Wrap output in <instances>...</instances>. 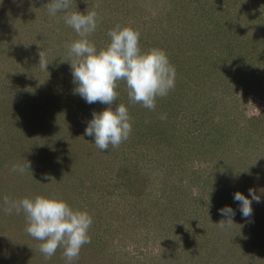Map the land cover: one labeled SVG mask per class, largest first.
Wrapping results in <instances>:
<instances>
[{
	"label": "rangeland",
	"instance_id": "1",
	"mask_svg": "<svg viewBox=\"0 0 264 264\" xmlns=\"http://www.w3.org/2000/svg\"><path fill=\"white\" fill-rule=\"evenodd\" d=\"M244 1L242 0L243 3ZM246 1V8L250 13L252 0ZM95 2L96 5L90 6L91 9L98 16L101 15L104 23L111 27L108 28L102 23L106 26L102 29L125 27L128 23L133 29L142 27L136 18L137 14H146L144 4L138 7L139 13L135 12L136 9H130L131 12L126 18L128 8L122 6L127 0ZM242 2L239 4L243 5ZM29 3L33 4V0H27L24 8ZM119 9V13H116ZM7 10L8 7L2 9L0 6V14H6ZM24 12L25 15L20 17L19 22L28 23L32 33L28 32L27 36L21 37L27 48L0 51V101L15 93L19 97L17 103L21 104L25 97L35 92L36 97L44 103L51 101L53 105H59L60 99L71 102L67 90H72L70 84L73 85L74 82L70 66L72 61L66 45L79 39V36L70 26L71 31L70 28L68 30L61 26L64 16L72 12V7L67 12H58L55 16L49 11L46 14H35L24 9ZM27 17L31 18L28 22ZM104 31L94 32L88 37L98 51L102 43L98 37L108 33L106 29ZM39 53L49 63L47 71L39 63ZM53 69L58 70V76L61 74V77L49 83L48 75ZM237 69V73L231 72L224 78L218 92L209 91L206 96H201L209 104L208 115L213 114L214 120L220 119L230 125L226 129L221 123L218 124V128L224 131L220 138L218 134L214 135V144L219 148L212 150L210 147L213 143H209L208 136L214 131L209 122L203 128L187 120L181 121L180 115L168 121V124L172 122L169 128H175L174 134L178 138V141L170 143L172 151L169 164L179 163V167L171 169L174 179L172 183L168 178L169 168H163L162 171L156 168L149 170L153 172L151 176L155 177L157 183H162L160 193L155 192L159 189L156 184L155 190L151 187L139 197L132 196L122 185H117L113 174L102 171L108 160L116 161V165L125 162L121 152L127 148L126 141L115 148L109 145L107 150L83 160L85 164L80 166L69 167L63 161L66 172L64 174L67 177L63 176L61 179H69L66 182L70 185L61 183L56 190L53 188L56 182L54 176L45 177L49 181L46 186L48 189L44 187L46 193L41 196L63 199L74 210L86 211L92 217L93 223L88 233L91 243L80 250V254L86 251L87 256H92V252H100L99 260L88 259L92 260V264H123L126 260H131L133 264H264V133L260 130V118L264 120V57L253 59L252 64L246 63L242 69ZM225 80L226 85L220 88ZM206 84L205 88L209 86ZM49 87L55 92L47 89ZM48 96L50 99L46 100ZM72 100L74 102L71 103L78 109H101L99 102L88 104L82 97V103ZM197 102L195 98L196 106L199 107L201 102ZM121 103H127L125 106L128 109L134 105L126 98ZM190 104L185 106L189 108L182 111L191 109ZM175 115L176 111L173 116ZM254 117H258V120L252 122ZM14 132V127L7 125L4 116L0 114V152L5 151L9 155L7 161H13L20 156L17 147L21 146L15 142ZM140 133L142 131L135 129V133L131 132L129 138L133 136L131 141H135L134 135ZM222 145L232 147L229 153L224 150L226 155ZM166 155L167 152L161 153L146 164L157 167V163L161 162L166 165L169 159ZM143 166L144 164L139 167ZM9 175L15 187L17 176ZM206 177L209 179L206 180ZM17 179L21 178L18 176ZM35 179L37 178L33 176L28 181ZM164 181L166 182L163 183ZM117 182L122 183L121 180ZM249 189L256 191L260 202L253 201L252 215L244 218L240 203L233 197L239 191L251 199ZM15 192L16 189L0 183V264H46L44 255L39 251L41 241L26 232L27 220L24 212L17 214L13 210L11 214H6L4 211L7 207L4 203L5 197L19 200V195L15 196ZM28 193L29 198L40 196L36 190ZM154 196L159 198V202L154 200ZM225 206L232 208L235 216L231 218L233 223L221 228L219 222L227 217L221 215L220 209ZM100 239L105 240L102 242L103 246L100 242L97 243ZM35 243L37 248L34 247Z\"/></svg>",
	"mask_w": 264,
	"mask_h": 264
},
{
	"label": "trees",
	"instance_id": "2",
	"mask_svg": "<svg viewBox=\"0 0 264 264\" xmlns=\"http://www.w3.org/2000/svg\"><path fill=\"white\" fill-rule=\"evenodd\" d=\"M26 1L0 0L2 9L8 7L6 14H0V51H3V49L4 51H11L17 48L22 50L24 47H28L24 46L26 43L21 37L23 35L27 36L28 32L32 33V30L28 23L22 24L19 22L20 17L25 15L24 9H28V11L35 14L36 12L40 14L48 12L46 5L50 0H33V4H25L24 8ZM117 2H121V0H117ZM240 2L242 0H127L123 4L122 7L128 8L126 18L131 12L130 9H136L135 12L139 13L140 11L137 10L140 4L145 5L146 14H137L138 17L136 18V21L141 22L142 27L135 29L140 33L141 50L162 49L176 70L175 87L169 91L167 96L157 98L155 110H149L141 104H134L128 109L132 132L135 133V129H139L142 133L134 135L135 141H131L133 136L126 140L127 151L124 148L121 152V155L125 157L123 159L125 162L116 165V161L108 160L105 163L106 167L102 169L103 172L113 174L117 185L126 188L130 195L139 197L146 193L148 188L151 189L152 187L155 190L156 184L159 189L155 192L160 193L162 191L161 181L157 183L155 177L151 176L153 172H149V170L156 168L162 171L163 168H169V181L172 183L174 180L171 169L178 168L179 163L169 164L172 151L170 150L172 149L170 143L178 141L174 134L175 128H169L172 122L168 124V121H172L173 117L180 115L181 121L187 120L195 125L203 126V128L212 124L214 132L213 134L209 133L208 141L213 143L210 146L212 150L219 148L216 143L214 144V135L218 134L220 138L224 131L218 128V124L221 123L226 129L230 125L220 119L214 120L213 114L208 115L209 104L201 96H206L209 91L218 92L221 82L227 75L231 72L237 73L239 71L237 68L242 69V66L246 63L248 65L252 64L253 59L264 57V0H252L250 13L246 8L248 2L245 0L244 3L242 2L243 5L239 4ZM94 5H96L95 0H72L71 7L72 12L87 13L93 11L91 7ZM111 11L109 10V12ZM119 11L120 9L116 13H119ZM100 16L97 15L100 22L95 32L104 31L105 29L109 31L107 28L102 29L107 25L103 21L104 18ZM29 19L31 18L27 17L26 21L28 22ZM60 20L61 18L58 19V21ZM62 21L63 24H66L64 20ZM63 24L61 27L69 30L70 27ZM107 27L111 28L110 26ZM128 27H130L129 23ZM98 38L102 41L99 47L101 49L105 48L110 42L107 33H103L102 37L99 36ZM48 48L52 50L50 46ZM58 72V70L53 69L52 73L48 75L47 82L50 83L60 78L61 74L58 76ZM262 74L264 78V72ZM226 82L225 80L220 88H223ZM62 83L63 79L61 85ZM206 83L209 84L207 88H205ZM70 85L72 87L70 88L74 91L75 83ZM47 89L55 92L51 87ZM72 90H67L70 101L74 102L72 99H76L82 103L81 97ZM116 91L118 97L112 107L121 104L122 99H129L125 82H119ZM18 98L13 93L8 95L5 100L0 101V114L4 116L7 125L14 127L15 142H18V146H21L17 147L20 156L13 159V161H7L9 155L5 151L0 152V183L8 185L11 189H16L14 194L15 196L19 195L20 200L29 198L28 191L36 190L38 195H44L46 190L43 188L48 189L46 186L49 183L45 180L47 176H54V180L56 179L53 187L56 190L61 186V183L62 185H70L69 182H66L69 179H61L63 176L67 177L64 174L66 172L62 162L65 161L64 164L69 167L80 166V164H85L83 160H87L93 154L97 155L101 152L94 143V137L86 136L84 132L88 121L92 118V113L94 111L99 113L108 106L98 103L101 109L90 111L83 107L78 109L74 107L73 103L63 99H60L59 105H53L51 101L44 103L41 99L39 100L35 92L30 94L29 97H25L21 104L17 103ZM195 98L198 101L197 103L201 102L199 107L196 106ZM48 99H50L49 96L46 97V100ZM189 103H191V109L182 111V109L189 108L185 107ZM50 104L51 106H49ZM211 105H214V103ZM175 111L176 115L173 116ZM162 116L165 118L161 119ZM151 117L153 119H150ZM251 120L252 122L258 120V117ZM208 122L209 124L205 125ZM260 123H262L260 124V130L264 133V120H261V118ZM222 146L225 155L224 150L229 153L232 148L231 146ZM164 152H167L166 158H169L166 165L161 162L157 163V167L146 164V162H152ZM219 153L220 150L217 151V154ZM127 158L129 159L126 160ZM26 161L31 164L29 171L21 173L19 170H13L23 166ZM58 162H61V164ZM137 163L144 164V166L139 167L140 165L138 166ZM74 168L78 169V167ZM55 169L57 170L53 172ZM70 172L73 171L70 170ZM9 174L21 178L20 180L17 177L15 178V187ZM33 176L37 179L31 182L28 181ZM205 179L208 180L209 178L206 177ZM118 180H121L123 184L117 182ZM157 196L159 197L158 194ZM158 197L154 196L156 202H159ZM31 198L35 197L32 196ZM15 200L17 199L15 198ZM103 241L105 240L101 241L100 239L97 243L100 242L103 246ZM34 247L37 248L36 243ZM63 251L64 249L61 247L50 259L44 257L47 261L46 264H66ZM91 254L92 256H87L86 251H84L72 264H92V260H88L90 258L96 259V261L99 260L100 252H92ZM123 264L133 263H131V260H126Z\"/></svg>",
	"mask_w": 264,
	"mask_h": 264
},
{
	"label": "clouds",
	"instance_id": "3",
	"mask_svg": "<svg viewBox=\"0 0 264 264\" xmlns=\"http://www.w3.org/2000/svg\"><path fill=\"white\" fill-rule=\"evenodd\" d=\"M71 6L72 0H50L47 5L53 16L58 12H67ZM64 22L79 36V39L66 45L76 85L74 93L88 104L99 102L108 106L99 113H92L84 135L94 137V143L101 151L107 150L109 145L119 147L129 138L132 123L128 108L123 103L112 107L118 97V83L125 82L131 103L155 110L157 98L167 96L175 87V67L162 49L142 51L139 31L128 26H116L109 30V44L98 51L88 39L98 26L97 12L94 10L87 13L73 11L64 16ZM39 57L41 67L47 71L49 63L42 53H39ZM30 167V162L26 161L23 166L13 170L23 173L29 171ZM249 195L251 199L237 191L233 197L240 203L244 218L252 215V202H260L255 190L249 189ZM4 203L7 206L4 209L6 214H11L13 210L17 214L24 212L26 232L41 241L39 251L46 259H50L62 247L66 264H72L79 258L81 248L91 243L88 233L93 223L92 217L86 211L74 210L62 199L36 196L9 200L5 197ZM220 213L227 217L219 222L221 228L233 223L231 218L235 216V211L232 208L225 206Z\"/></svg>",
	"mask_w": 264,
	"mask_h": 264
}]
</instances>
